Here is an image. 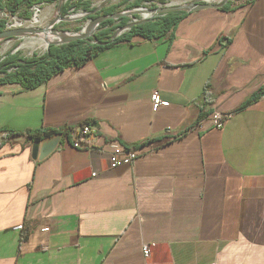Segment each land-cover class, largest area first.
<instances>
[{
  "label": "crops",
  "instance_id": "0c3cea01",
  "mask_svg": "<svg viewBox=\"0 0 264 264\" xmlns=\"http://www.w3.org/2000/svg\"><path fill=\"white\" fill-rule=\"evenodd\" d=\"M213 110L229 113L221 128ZM85 119L87 144L60 136L43 159L5 138ZM125 147L137 159L111 167ZM213 263L264 264V0L187 12L171 37L33 89L0 84V264Z\"/></svg>",
  "mask_w": 264,
  "mask_h": 264
},
{
  "label": "trees",
  "instance_id": "16d2710c",
  "mask_svg": "<svg viewBox=\"0 0 264 264\" xmlns=\"http://www.w3.org/2000/svg\"><path fill=\"white\" fill-rule=\"evenodd\" d=\"M252 1L254 0H250V2ZM148 2L152 4L155 2L164 3V0H122L118 3L104 5L97 11L92 6L91 0H0V10L5 9L11 15L29 19L32 16L33 8L54 3L59 6L61 17H66L70 13L81 9L87 13L88 18L94 20L100 16L112 15L118 12L119 6L122 4H125L124 10H131ZM234 8L229 3H225L221 7L226 11ZM186 14L187 11L182 10L169 11L155 14L147 21H142L138 15L106 18L99 23L97 31L91 37L75 39L62 44H50L42 54L33 53L31 56L26 57L21 55L20 51L11 49L0 57V84L19 83L23 89H33L48 81L49 78L64 68L79 67L99 52L115 44L130 43L135 38H157L167 33H170L171 37L177 24ZM6 23V19H0V31L5 29ZM131 23L132 25H130ZM121 29L123 31L113 37ZM93 123L92 120L85 119L76 123L39 127L25 131H15L9 128L4 130L6 131V139L15 135H23L27 140L34 142L61 135L62 138L65 137L72 141L71 133L75 131L74 129L85 125L92 126Z\"/></svg>",
  "mask_w": 264,
  "mask_h": 264
},
{
  "label": "rangeland",
  "instance_id": "374dc122",
  "mask_svg": "<svg viewBox=\"0 0 264 264\" xmlns=\"http://www.w3.org/2000/svg\"><path fill=\"white\" fill-rule=\"evenodd\" d=\"M106 1H108L106 3ZM122 0H91L92 6L100 10L104 5L111 3H118ZM191 0H164V3L155 2L145 3L142 8H155L157 6H164L168 4L182 5L188 3ZM212 1V0H211ZM224 0H215L214 2H223ZM225 3H229L232 7L237 6L242 0H225ZM105 3V4H104ZM125 4L119 6L118 12L124 10ZM153 12H148L147 17H152ZM59 12L56 4H44L32 9V16L29 19L21 18L17 15H11L6 12L5 9L0 10V19H6L5 29H26L20 36H14L4 38L0 40V57L5 53L13 49L14 51H20L23 56H31L33 53L42 54L47 49V44L43 43L40 38L41 32L32 30L47 29L46 32H51L54 38L51 41H57L58 35L62 33H80L82 29H86L85 32L93 34L97 31L99 25H96L93 19L87 17V13L83 10H77L70 13L68 16L58 20ZM140 19L143 18L142 14H139ZM135 20V18H133ZM28 23V24H27ZM55 33V34H54ZM40 41V42H39ZM43 43V44H42Z\"/></svg>",
  "mask_w": 264,
  "mask_h": 264
},
{
  "label": "water",
  "instance_id": "95a60500",
  "mask_svg": "<svg viewBox=\"0 0 264 264\" xmlns=\"http://www.w3.org/2000/svg\"><path fill=\"white\" fill-rule=\"evenodd\" d=\"M214 1L215 0H212V1L211 0H191L188 3L182 4V5L168 4L164 6H157L155 8H150V9L138 7V8L126 10L123 12H116L112 15L100 16L94 19V22L96 25H99V23L102 22L106 18H118L122 15L133 17L134 15H139V14L143 15L142 21H147L151 18V17L149 18L147 17L148 12H153L154 14H162V13H166L169 11H178V10L190 12V11H196V10L205 9V8L218 9V8H221L226 2L225 0L223 2H217V3H215ZM107 2L108 1H106V3ZM57 10L59 12V6H57ZM97 10L98 9L95 8V11ZM62 18L63 17H61L60 15L58 16V20ZM130 25H132V23ZM25 30L26 29H3L0 31V40L4 38H9V37L20 36L21 34L25 32ZM46 30L47 29L42 28V29H37V30H32V31L33 32L35 31L46 32ZM85 30L86 29H82L80 33H72V34L62 33L63 36L59 37L57 41H49L47 43V48L50 44H62V43H66V42H69L75 39L89 38L93 35L89 32H85ZM122 31L123 29L119 30L116 34H114L113 37H115ZM60 136L61 135H55L54 137H50L47 139V141L42 142L41 145L39 141H34L31 147L32 157L35 159L36 158L43 159L57 146Z\"/></svg>",
  "mask_w": 264,
  "mask_h": 264
},
{
  "label": "built area",
  "instance_id": "2783aa9c",
  "mask_svg": "<svg viewBox=\"0 0 264 264\" xmlns=\"http://www.w3.org/2000/svg\"><path fill=\"white\" fill-rule=\"evenodd\" d=\"M152 107L156 109L158 106L164 104V101L161 99L157 92H154L151 95ZM229 113L222 112L220 110H213L206 118L209 119L212 127L221 128L226 119L228 118ZM95 132V128L89 125L83 127H78L75 129V133L72 136V145L74 147H81L82 145L87 144L90 136ZM138 153L131 148H123L120 151H114L109 154V161L111 167H117L121 165H132V163L137 159ZM23 225L17 224L13 226V229H22ZM43 231H47L48 227H43ZM142 252L145 257L149 256L150 248L148 244L143 245ZM215 264V263H213Z\"/></svg>",
  "mask_w": 264,
  "mask_h": 264
},
{
  "label": "bare ground",
  "instance_id": "6f19581e",
  "mask_svg": "<svg viewBox=\"0 0 264 264\" xmlns=\"http://www.w3.org/2000/svg\"><path fill=\"white\" fill-rule=\"evenodd\" d=\"M155 15V14H154ZM152 15V17L154 16ZM28 24V23H27ZM55 34V33H54ZM63 34L58 35V37H62ZM54 38V35L51 32H41L39 40H41L43 43L47 44L49 41H51ZM40 42V41H39ZM42 43V44H43ZM212 112V111H211ZM210 112V113H211ZM209 113V114H210ZM207 117V116H206Z\"/></svg>",
  "mask_w": 264,
  "mask_h": 264
}]
</instances>
